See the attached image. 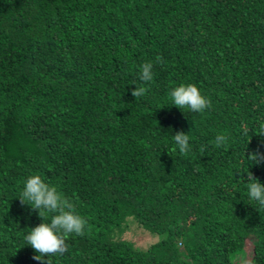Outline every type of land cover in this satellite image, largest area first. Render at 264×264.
Masks as SVG:
<instances>
[{
	"label": "trees",
	"instance_id": "trees-1",
	"mask_svg": "<svg viewBox=\"0 0 264 264\" xmlns=\"http://www.w3.org/2000/svg\"><path fill=\"white\" fill-rule=\"evenodd\" d=\"M187 82L204 111L170 105ZM262 132L264 0H0V264H48L22 239L33 173L86 220L50 264H264Z\"/></svg>",
	"mask_w": 264,
	"mask_h": 264
},
{
	"label": "clouds",
	"instance_id": "clouds-1",
	"mask_svg": "<svg viewBox=\"0 0 264 264\" xmlns=\"http://www.w3.org/2000/svg\"><path fill=\"white\" fill-rule=\"evenodd\" d=\"M161 58L157 56L155 63L159 64ZM154 79V65L151 61L139 66V84L132 89L134 97L143 95L146 91L143 86ZM171 104L191 112L199 113L209 107V98L201 91L196 83H179L168 90ZM264 133V132H262ZM173 144L183 154L190 150V137L186 131H174L171 137ZM222 139V137H217ZM251 155V154H250ZM257 154L253 161L259 162ZM252 161V162H253ZM246 172V171H245ZM246 185L249 200L264 207V182L247 172V180L242 177ZM22 203H26L32 210H36L42 220L35 226L25 228L22 239L23 245H29L34 250L33 259L42 261L50 256L62 255L68 250L67 238L69 234L83 235L86 220L75 211V205L70 199L62 197L57 188L51 185L39 173L28 175L22 184L18 195ZM51 213L47 218L44 213Z\"/></svg>",
	"mask_w": 264,
	"mask_h": 264
},
{
	"label": "rangeland",
	"instance_id": "rangeland-1",
	"mask_svg": "<svg viewBox=\"0 0 264 264\" xmlns=\"http://www.w3.org/2000/svg\"><path fill=\"white\" fill-rule=\"evenodd\" d=\"M138 230H139V231H138ZM143 232H144V231H141V230H140V227H139V228H136V233H135L134 237H135L137 240H139V238L141 237V235L143 234ZM143 236H144V234L142 235V237H143ZM249 248H250V243L247 242V245H246V252L244 253V255H242V256L244 257L245 262L247 261V259H245V258L248 257ZM246 256H247V257H246ZM239 260H240V259H239ZM239 260H238V261H239Z\"/></svg>",
	"mask_w": 264,
	"mask_h": 264
}]
</instances>
